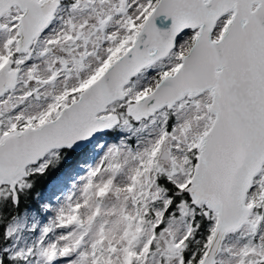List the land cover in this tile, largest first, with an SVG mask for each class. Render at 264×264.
<instances>
[{"label":"snow or ice","instance_id":"obj_1","mask_svg":"<svg viewBox=\"0 0 264 264\" xmlns=\"http://www.w3.org/2000/svg\"><path fill=\"white\" fill-rule=\"evenodd\" d=\"M0 264H264V0H0Z\"/></svg>","mask_w":264,"mask_h":264}]
</instances>
